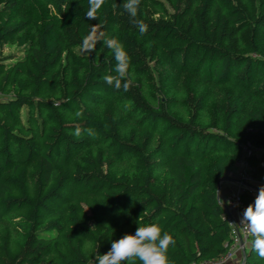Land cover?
Wrapping results in <instances>:
<instances>
[{"label":"trees","instance_id":"obj_1","mask_svg":"<svg viewBox=\"0 0 264 264\" xmlns=\"http://www.w3.org/2000/svg\"><path fill=\"white\" fill-rule=\"evenodd\" d=\"M126 2L0 0V264H97L137 223L170 264L213 261L244 145L264 181V0ZM252 240L235 264H264Z\"/></svg>","mask_w":264,"mask_h":264},{"label":"clouds","instance_id":"obj_2","mask_svg":"<svg viewBox=\"0 0 264 264\" xmlns=\"http://www.w3.org/2000/svg\"><path fill=\"white\" fill-rule=\"evenodd\" d=\"M137 3L138 0H127L123 7L135 15ZM88 15L91 16L92 13L89 12ZM140 31H144L143 26ZM107 44L114 49L115 71L123 76L128 67L127 53L115 38L109 39ZM105 79L107 83H112L111 77ZM240 220L247 223L248 231L253 236V250L264 257V184L258 187L254 200L243 210ZM137 225L134 232H126L119 239L112 240L110 249L97 256V264H122L133 258L139 264H170L167 251L169 245L174 244L172 236L164 232L157 223Z\"/></svg>","mask_w":264,"mask_h":264},{"label":"built area","instance_id":"obj_3","mask_svg":"<svg viewBox=\"0 0 264 264\" xmlns=\"http://www.w3.org/2000/svg\"><path fill=\"white\" fill-rule=\"evenodd\" d=\"M259 153L260 149L252 147L249 144L242 147V156L236 162L241 170L239 175L240 181L236 182V189L234 191H230L220 197L221 205L224 210L223 217L228 222L230 237L232 239V243L228 250L213 261L193 262L190 264H226L231 262L236 254L239 252L241 253L243 248L249 244L251 233L248 231L247 223L240 220L243 210L245 209L240 194L243 191L256 194L258 190L249 185L255 180L252 176V168L247 163V158L250 156H258ZM259 162L263 164L261 161ZM240 240H242L243 245L240 244Z\"/></svg>","mask_w":264,"mask_h":264},{"label":"rangeland","instance_id":"obj_4","mask_svg":"<svg viewBox=\"0 0 264 264\" xmlns=\"http://www.w3.org/2000/svg\"><path fill=\"white\" fill-rule=\"evenodd\" d=\"M5 52L7 53H11V54H20V48L18 47H12V48H5ZM8 97V95H0V100H4ZM233 173L232 176L230 178L234 179V180H239V175H240V167L238 166V164H235L233 167H231L230 169ZM227 176V175H225ZM224 183V182H223ZM222 182L220 183V186L223 184ZM232 183L234 184V188L231 189V191H234L236 189V182L235 181H232ZM264 184V181H252L251 185L252 187H255L258 189V187L260 185ZM219 186V187H220ZM238 254V253H237ZM239 255H240V252H239Z\"/></svg>","mask_w":264,"mask_h":264},{"label":"crops","instance_id":"obj_5","mask_svg":"<svg viewBox=\"0 0 264 264\" xmlns=\"http://www.w3.org/2000/svg\"><path fill=\"white\" fill-rule=\"evenodd\" d=\"M230 169L227 170V172L225 173V175H227L228 177H231L233 174V173H231L232 171ZM222 183L223 184L219 187V198L224 196L226 193H229L231 191V189L234 188V184L232 183L231 180L224 179L222 181ZM238 256H239V253L236 254V256L233 258V260L231 262H228L226 264H235Z\"/></svg>","mask_w":264,"mask_h":264},{"label":"water","instance_id":"obj_6","mask_svg":"<svg viewBox=\"0 0 264 264\" xmlns=\"http://www.w3.org/2000/svg\"><path fill=\"white\" fill-rule=\"evenodd\" d=\"M224 179H227V180H231V181H235V182H239L238 180H234L228 176H223L221 177L219 180H218V183H217V195L219 197V186H220V183L224 180ZM240 244L243 245V242L242 240H240ZM244 249V248H243Z\"/></svg>","mask_w":264,"mask_h":264}]
</instances>
